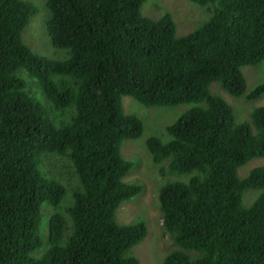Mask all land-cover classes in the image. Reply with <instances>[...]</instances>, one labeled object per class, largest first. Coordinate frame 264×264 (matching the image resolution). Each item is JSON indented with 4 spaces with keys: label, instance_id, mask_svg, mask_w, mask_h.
Instances as JSON below:
<instances>
[{
    "label": "trees",
    "instance_id": "16d2710c",
    "mask_svg": "<svg viewBox=\"0 0 264 264\" xmlns=\"http://www.w3.org/2000/svg\"><path fill=\"white\" fill-rule=\"evenodd\" d=\"M146 1L47 0L52 41L70 50L57 60L23 41L37 8L0 0V264H142L131 250L146 223L117 220L142 190L124 180L133 163L122 145L144 132L124 96L146 106L196 103L166 126L168 142H146L155 163L190 175L166 182L159 202L166 231L199 255L176 249L164 264H264V166L239 176L264 157V105L238 122L211 90L220 82L234 96L264 95V80L248 91L243 71L264 60V0H191L213 4L212 16L185 36L171 13L145 16ZM22 72L37 80L31 87L40 86L51 117ZM50 155L71 160L78 177L64 210L67 187L47 171ZM249 189L262 192L246 207Z\"/></svg>",
    "mask_w": 264,
    "mask_h": 264
},
{
    "label": "rangeland",
    "instance_id": "374dc122",
    "mask_svg": "<svg viewBox=\"0 0 264 264\" xmlns=\"http://www.w3.org/2000/svg\"><path fill=\"white\" fill-rule=\"evenodd\" d=\"M29 1L38 11L30 18L28 26L24 29L23 41L37 54L57 60L68 58L70 50L56 47L50 36L48 20L51 12L47 0ZM212 7L213 4L203 6L191 0H147L142 6V12L145 16L153 19H159L166 12L171 13L177 24V34L185 36L212 16ZM243 71L247 79L248 91H250L264 80V60L257 65L244 66ZM23 72L22 76L27 83V89L43 104L51 117V113L47 109L48 105H46L48 100L40 86L35 87L34 84L35 86L31 87L32 82L36 79L33 78L34 80L31 81L32 77L30 78L27 74L24 76ZM211 90L233 106L238 122L250 121V115L254 108L264 105V95L256 99H249L246 95L234 96L226 91L220 82H214ZM123 105L125 113L137 115L144 123L142 136L126 139L122 145L123 157L133 163L124 180L141 185L142 190L134 198L122 203L117 210V220L120 224L144 221L148 227V235L143 241L135 245L131 252L140 259L142 264H164L168 254L182 248L176 244L172 235L165 229L163 212L159 202V191L166 182L188 180L190 175L167 170L168 160L160 164L155 163L146 142L151 136H158L164 142H168L172 137L166 131V126L176 121L196 103L185 102L175 106H146L132 96H124ZM45 165L47 171L52 175L55 174L67 187V195L62 203V210H64L74 201L73 190L78 184V177L74 173L75 169L71 160L59 155L46 157ZM257 166H264V157L253 158L242 166L239 169V176L244 178ZM261 192V189L245 191L243 195L244 206H250ZM46 206L47 204L44 207ZM51 211L52 208L47 207L46 212L50 213ZM48 217L49 215H46L42 220L41 230L43 232L48 230ZM45 249L46 246L40 250ZM40 250H37L35 255ZM182 250L194 257L199 255V252L194 250Z\"/></svg>",
    "mask_w": 264,
    "mask_h": 264
}]
</instances>
